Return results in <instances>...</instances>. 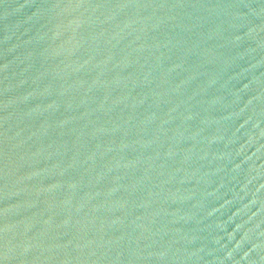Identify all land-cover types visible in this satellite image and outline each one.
I'll return each instance as SVG.
<instances>
[{
  "label": "water",
  "instance_id": "95a60500",
  "mask_svg": "<svg viewBox=\"0 0 264 264\" xmlns=\"http://www.w3.org/2000/svg\"><path fill=\"white\" fill-rule=\"evenodd\" d=\"M0 264H264V0H0Z\"/></svg>",
  "mask_w": 264,
  "mask_h": 264
}]
</instances>
